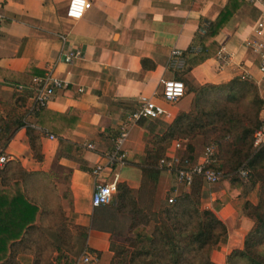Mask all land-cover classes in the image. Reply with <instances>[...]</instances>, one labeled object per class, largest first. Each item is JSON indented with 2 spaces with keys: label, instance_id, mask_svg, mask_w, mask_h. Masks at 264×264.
<instances>
[{
  "label": "crops",
  "instance_id": "crops-1",
  "mask_svg": "<svg viewBox=\"0 0 264 264\" xmlns=\"http://www.w3.org/2000/svg\"><path fill=\"white\" fill-rule=\"evenodd\" d=\"M68 1L0 0L3 16L0 69L22 72L33 61L44 74L55 63L54 74L65 83V88L44 109L54 114H67L73 109L81 112L75 114L74 118L79 115V120L68 138H59L45 127L37 126L34 116L25 115L27 126L38 132L42 159L33 157L26 127L14 133L5 155L7 161L17 160L26 171L49 175L66 221L74 227L73 230L69 226L72 242L83 238V246L98 254L95 264H111L120 259L114 258L113 242L127 249L125 237L149 234L154 222L136 227L131 234L128 217L118 213L115 207L110 209L115 202L93 208L91 168L112 148L119 126L126 114L139 106L140 97H153L171 112L172 118H146L132 126L123 147L126 164L114 169L118 182L136 192L140 189L142 172L134 157L145 154L152 147V137L161 134L179 112L189 111L193 97L187 87L178 101L165 102L158 95L162 78L186 79L191 86H198L247 76L254 80L258 94L264 99V73L258 68L257 50L249 44L259 39L255 28L264 0L253 3L244 0L215 37L220 47L218 52L184 74L182 69L171 66L172 50L186 51L193 44L200 20H214L228 0H90V8L77 20L65 16ZM60 35L67 36L68 43L64 46ZM71 48H80L82 58L70 64L56 61L63 49ZM19 95L21 98H17ZM30 95L28 91L17 92L14 85L0 77L3 113L11 107L19 108L14 102L20 99L26 114ZM260 116L264 118V109ZM43 131L55 138H48ZM86 144H92L93 148L88 149ZM179 151L184 153L183 149L172 148L167 153ZM202 151L195 146L193 160L200 158ZM157 187L161 198L168 192L188 191L173 172L163 169ZM254 190L255 199H250L253 203L257 201ZM201 201L225 223L226 235L212 249L210 257L216 264H226L227 255L242 247L253 222L242 213L241 200L229 197L221 182L210 188L205 186ZM76 228L85 230L78 232ZM65 248L53 252V264L70 262ZM4 264H33V255L21 250Z\"/></svg>",
  "mask_w": 264,
  "mask_h": 264
},
{
  "label": "trees",
  "instance_id": "trees-1",
  "mask_svg": "<svg viewBox=\"0 0 264 264\" xmlns=\"http://www.w3.org/2000/svg\"><path fill=\"white\" fill-rule=\"evenodd\" d=\"M243 1L228 0L214 20H200L193 44L183 52L181 74L189 73L218 52L220 47L215 37ZM40 74L33 61L22 72L0 69V77L12 85H28ZM182 82L193 92L189 111L179 112L161 134L152 137V147L134 157L142 172V184L147 179L150 188L156 189L162 170L158 161L173 141H184L183 157L188 162L193 160L197 138L204 146H215L214 168L225 174L220 181L222 187L229 197L241 200L242 213L253 222L242 247L227 255L226 264H264V143L253 144L254 132L261 125L264 99L258 94L254 80L247 76L198 86H191L185 79ZM14 103L20 107H11L5 113L0 110V155L5 154L14 133L26 127L33 157L41 160L38 132L27 126L25 112H21L24 102L17 99ZM80 113L73 109L67 114H54L41 108L33 116L37 126L45 127L59 138H68L79 120V115L74 116ZM242 168L248 170L246 178L240 176ZM203 188L202 177L195 176L188 191L152 211L138 204L133 189L118 182L112 201L117 203L119 212L130 215V229L154 223L149 234H136L129 239L130 250L116 251L114 258L120 260L111 264H216L210 253L227 229L215 211L203 205ZM254 189L255 203L247 197ZM51 196L60 199L48 174L26 171L15 159L0 167V264L14 259L21 250L32 253L33 264H53V252L69 247L72 232L64 213L50 224L55 228L54 242L46 240L38 226L39 222L44 223L45 216L49 218L54 212Z\"/></svg>",
  "mask_w": 264,
  "mask_h": 264
},
{
  "label": "built area",
  "instance_id": "built-area-1",
  "mask_svg": "<svg viewBox=\"0 0 264 264\" xmlns=\"http://www.w3.org/2000/svg\"><path fill=\"white\" fill-rule=\"evenodd\" d=\"M255 2L259 0H246ZM262 4L261 14L256 22L255 33L259 39L254 42H249L258 52V68L264 73V2ZM90 0H69L66 8L65 16L70 20L82 18L85 11L90 8ZM0 14V21L2 20ZM59 38L63 46L68 43L66 35H60ZM195 51L199 48H195ZM183 52L178 49H173L171 52V66L178 69L183 67ZM80 48L63 49L56 61H62L70 64L76 59L82 58ZM55 61V62H56ZM55 63H52L41 76H34L30 84L22 83L14 85L17 92L22 93L28 91L30 95V104L26 107V116H33L39 109L44 108L55 94L65 88V83L54 74ZM158 95L162 100L168 103H174L182 98L185 94V86L182 81L172 78H162L159 82ZM139 106L131 113L126 114L123 123L119 126L117 134L113 139L112 148L101 155L100 159L93 165L90 174L93 180V188L91 192L90 203L93 208L111 203L114 194L117 192L118 173L114 170L117 166L126 164L124 154V144L128 138L132 126L136 125L140 120L146 118H172L169 110L165 109L161 104L157 103L153 97L141 96ZM25 116V117H26ZM24 117V120H25ZM26 122V120H25ZM45 135L54 139L55 136L43 131ZM264 143V118L261 117V125L254 132V146ZM184 141L177 139L173 141L170 148L173 150L183 149ZM88 149L93 148L92 144H86ZM216 148L213 145L203 148L200 158L188 162L183 155L176 153H166L165 156L159 159L158 167L173 172L176 180L187 189L192 185L195 176L202 177L204 187L210 188L219 183L225 174L217 170L214 166L217 163L215 157ZM8 157L5 154L0 155V166L7 162ZM240 176L246 178L248 170L240 169ZM169 203H172L174 196H170ZM98 261V254L91 252L85 246L80 251V254L75 258L73 264H95Z\"/></svg>",
  "mask_w": 264,
  "mask_h": 264
},
{
  "label": "rangeland",
  "instance_id": "rangeland-1",
  "mask_svg": "<svg viewBox=\"0 0 264 264\" xmlns=\"http://www.w3.org/2000/svg\"><path fill=\"white\" fill-rule=\"evenodd\" d=\"M179 69L181 70L182 67H179ZM184 86H185V92H186L188 85L184 83ZM17 98H21L20 95ZM10 106H12V105H10ZM21 112H22V110H21ZM194 145L197 146V150H199L200 152L205 147L201 143V139L200 138H197L196 140H194ZM183 150H184V148H183ZM178 154L184 155L183 151L182 152L179 151ZM173 175H174V173H173ZM159 190L160 189L158 187H156V189H154V190L152 188H150V186L148 184V180L146 179L144 181V183L142 184V187L137 192L135 191L134 195L137 197L138 204L141 207H143L146 210L151 209L153 211V210H156L157 206L160 205L161 203L168 202L167 201V198L169 197L168 194H170V195L173 194L171 192H168V193L165 194L164 197L161 198V194L159 193L160 192ZM179 192H182V188H181V190H179ZM254 192H255V190H254ZM180 194H182V193L173 194V195H174V197H176V196H178ZM247 197H248L249 200L250 199H255V193L253 194V191H251L248 194ZM50 201L52 203V207L51 208L53 209L54 212L52 213V215L49 218L47 216H45L46 217L44 219V223L45 224L43 222L42 223L39 222L38 226L40 227V229L43 232V234H42L43 237L46 238V240H49V241L54 242L56 240L55 228H51V225L50 224L54 221L53 218H55V219L61 218L63 216V213H65V211L63 210V206L61 204V200L60 199L56 200V199H54V197L52 198V196H51ZM114 207L116 208V210H117L118 213H120L121 215H125V216L128 217V219H129V227H127L128 228V233H131L132 234V230L130 229V225H131V217H130V215L128 213L119 212V210L117 209V207H118L117 206V203H115L113 205V207L110 206V209L111 208H114ZM69 226L70 225H68V227ZM139 227L140 226H138V228ZM124 228H126V227H124ZM72 229L74 230V227ZM126 229H124V230H126ZM75 230L81 231V229H78V228H76ZM134 236L135 235H129V236L125 237V245L128 248H129L130 240ZM112 246L116 248L115 251H120L121 250V247L119 245H115L114 242H113V245ZM82 248H83V238H77L76 241H74V243L71 242L70 245H69V247L65 248L66 251L68 252V255L66 256V258H68L70 260L69 263H71V264L74 263L75 258H77L79 256L80 251L82 250ZM123 249H125V248L123 247ZM129 250H130V248H129ZM119 260H117V261H119Z\"/></svg>",
  "mask_w": 264,
  "mask_h": 264
}]
</instances>
